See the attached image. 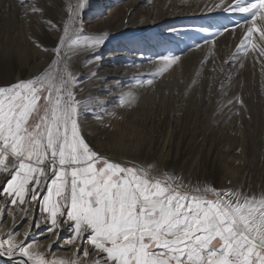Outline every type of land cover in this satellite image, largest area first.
<instances>
[{
    "label": "rangeland",
    "instance_id": "374dc122",
    "mask_svg": "<svg viewBox=\"0 0 264 264\" xmlns=\"http://www.w3.org/2000/svg\"><path fill=\"white\" fill-rule=\"evenodd\" d=\"M7 1L0 0L11 7L0 11V87L15 84L5 78L10 61L21 68L26 63L20 58L36 55L23 38L25 31L30 40L42 35L38 28L46 27L59 46L63 33L57 35L60 31L54 29L52 19L57 16L56 21L65 25L70 6L78 2L24 0L22 6L21 0ZM176 1L172 5V0H87L80 14L82 34L102 35L105 43L80 56L68 53L83 89L77 99L73 88L81 101L79 119L89 121L86 127L79 122L81 134L111 161L147 170L162 181L171 179L192 189H232L259 199L264 196V57L251 48L246 56L235 54L248 27L245 14L225 13L216 7L219 0ZM16 3L18 9L13 7ZM153 3L163 6L151 14L148 8ZM31 5L42 8L43 15H25ZM209 7L214 11H208ZM231 33L230 38H237L232 41L235 44L224 48L227 42L222 40ZM50 53L54 57L44 69L42 61L46 60L36 57L43 69L40 74L62 70V65H52L56 54ZM164 56L179 60L161 72ZM36 75H24L22 80ZM148 79L151 85L140 83ZM129 92L133 103L121 105L120 99ZM119 158L128 161H115ZM206 198L214 195L208 193ZM7 199L0 200V219L22 225L25 218L14 206L6 205ZM39 214L42 224L37 230L48 239L53 233L48 231L50 220L47 213ZM71 235L65 225L61 232L65 252L73 247L66 243ZM32 236L29 241L36 242ZM50 253L45 254L49 259ZM0 264H8V257H1Z\"/></svg>",
    "mask_w": 264,
    "mask_h": 264
},
{
    "label": "snow or ice",
    "instance_id": "6c2138e0",
    "mask_svg": "<svg viewBox=\"0 0 264 264\" xmlns=\"http://www.w3.org/2000/svg\"><path fill=\"white\" fill-rule=\"evenodd\" d=\"M86 5L78 0L70 6L53 50L51 63L62 65L61 71L0 87V200L6 196V205L26 221L39 202L49 232L70 228L72 256L47 258L27 240L25 228L0 235V257H8V264H264V196L162 181L111 161L84 139L68 53L86 54L105 43L102 35L82 34ZM223 10L247 17L236 54L246 56L251 48L264 57V0H235ZM24 14L43 15V9L31 5ZM178 60L162 57L160 71ZM145 82L152 84L140 81ZM134 99L129 92L120 104L130 106ZM208 193L214 198H206Z\"/></svg>",
    "mask_w": 264,
    "mask_h": 264
},
{
    "label": "bare ground",
    "instance_id": "6f19581e",
    "mask_svg": "<svg viewBox=\"0 0 264 264\" xmlns=\"http://www.w3.org/2000/svg\"><path fill=\"white\" fill-rule=\"evenodd\" d=\"M176 0H172V5H174ZM193 1V0H191ZM190 1V2H191ZM199 1V0H198ZM207 1V0H206ZM213 1V0H212ZM4 2V1H3ZM6 2H8L6 0ZM177 2V1H176ZM233 2H235V0H227V2L225 1H220L218 2V4L220 5V7L218 9H224L225 7H228L230 4H232ZM206 3V2H205ZM212 3V2H211ZM235 4V3H234ZM7 5V7H6ZM13 5V4H11ZM160 5V4H159ZM205 5V4H204ZM210 5V4H209ZM214 5V4H213ZM222 5V6H221ZM15 6V9H18L19 7L17 6V3L16 5L14 4L13 7ZM163 6V5H162ZM162 6H156L154 3L148 8V12L149 13H153L154 11L155 12H158L160 11L161 7ZM18 7V8H17ZM200 7H202L201 9H203L204 7L202 5H200ZM200 7H197V8H200ZM4 8L5 11H10L11 10V7L9 4L5 3V6H3L2 3H0V11H2ZM174 8V7H173ZM206 8V7H205ZM210 8V7H209ZM207 9V8H206ZM173 10V9H172ZM200 10V9H199ZM208 11H214L213 7L208 9ZM154 12V13H155ZM1 18V17H0ZM57 16L54 17L52 19V23H53V27L54 29L60 31L57 33L58 34H61L63 33L62 31V28L64 26V24H60L59 21H56L57 20ZM24 23V22H23ZM38 31L41 32L42 35H35L33 37V39H28L26 36L29 34L28 31H25L23 38L24 40L27 42V44L29 45V48L36 52V55L33 56L34 58H29V59H26V60H22L21 59V63L24 64L26 63L25 65H23L21 68H18V65L14 64V63H11V61L7 64V68H6V76L5 77L7 80L9 78V81L8 83H12V82H19L22 80L23 76H27V77H31V76H34L36 74H40L43 69L46 67V63H50L51 59L54 57L51 55V51H53V49L56 47L57 43L56 41L54 40V38L49 35L46 31V27L44 28H38ZM54 31V30H53ZM104 32V31H103ZM106 32L109 33V30H107ZM36 34V33H35ZM233 35V33L229 34V36L227 35L222 41H225L227 42V44L224 45V48H226L227 45H234L235 43L232 41H236L237 38H230L231 36ZM56 36V35H54ZM59 36V35H58ZM56 36V37H58ZM227 38V40H225ZM29 40V41H28ZM221 41V42H222ZM223 43V42H222ZM49 52V53H48ZM236 54V53H235ZM80 56V54H79ZM36 57H38V59L40 60L41 58L46 60V61H42L43 62V69L41 68V66H39V62H38V59H36ZM81 63V62H80ZM34 65V67H32ZM78 66H80L78 64ZM80 68V67H79ZM1 70H0V74H1ZM3 73V72H2ZM5 75V74H4ZM1 76V75H0ZM76 91H77V99H80L81 96H82V92H83V89L80 88V83H76ZM79 122L82 123V125L84 127L88 126L89 124V121L88 120H84V119H79ZM81 125V126H82ZM90 129V128H89ZM94 129V128H93ZM114 129V127H113ZM120 130V129H119ZM94 131V130H93ZM116 133L118 132V130L115 131ZM112 133V131L109 132V136L110 134ZM108 146V145H107ZM104 146L102 144H100V148L102 149ZM105 155V154H104ZM107 156V155H106ZM115 159V158H114ZM127 158H123L122 160L119 159H116L115 161H122V162H125V161H128V160H125ZM22 218V217H21ZM21 218L19 220V222L21 221ZM24 218V217H23ZM17 222V221H16ZM18 223V222H17ZM42 224V221H40V214H39V211H38V203L36 205H34L33 209H32V212H31V215L29 216L28 220L24 223H22V225L18 226V224H13L12 222H10V220L7 218V219H4V220H1L0 219V235H6L8 231H16V230H19V232H23V230L25 228H29V236L27 237V240L29 241V239H31V235H33L32 237H35L37 240H36V244L39 248V250L43 251L45 254L48 252V251H51V257L53 255L59 257V258H67V257H71L72 256V253H73V248L74 246L71 248L70 251L68 252H65L63 251V247L65 246V244H63L61 242V239H62V236H61V232L62 230H57L56 232H53L49 238H45V232H43L44 234L41 235V232H39L37 230V225H40ZM29 225H31V227H29ZM18 226V228H16ZM65 225H62V229ZM67 226V225H66ZM48 233V232H47ZM38 241V242H37ZM1 258V257H0Z\"/></svg>",
    "mask_w": 264,
    "mask_h": 264
}]
</instances>
